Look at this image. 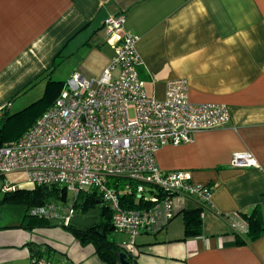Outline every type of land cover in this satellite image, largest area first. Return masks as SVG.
I'll use <instances>...</instances> for the list:
<instances>
[{"label":"crops","instance_id":"obj_1","mask_svg":"<svg viewBox=\"0 0 264 264\" xmlns=\"http://www.w3.org/2000/svg\"><path fill=\"white\" fill-rule=\"evenodd\" d=\"M119 14L138 38L139 77L150 95L163 100L167 81L183 77L190 102L230 111L227 125L156 155L161 169L215 186L202 236L182 240L184 212L200 206L175 197L169 226L136 238L137 264H264V235L238 246L227 220L256 208L264 217V0H0V107L9 104L10 114L30 89L55 82L57 69L62 84L73 73L99 77L114 57L104 21ZM246 151L257 166L232 167L233 155ZM18 218L0 229V263L105 264L90 246L71 237L54 244L44 230L18 227L26 222Z\"/></svg>","mask_w":264,"mask_h":264},{"label":"built area","instance_id":"obj_2","mask_svg":"<svg viewBox=\"0 0 264 264\" xmlns=\"http://www.w3.org/2000/svg\"><path fill=\"white\" fill-rule=\"evenodd\" d=\"M125 23L123 14L105 19L106 42L114 50L110 65L95 78L73 73L32 127L0 147V175L19 174L31 187L65 190L66 202L29 211L65 227L78 214L80 194L96 190L111 213L114 231L127 237L122 246L133 254L139 235H157L175 218V197L196 201L203 219L215 186L193 183L187 170L161 169L156 155L165 145L188 144L196 132L227 125L230 111L225 105L190 102V83L183 77L167 81L163 100L150 95L139 77L138 38L125 30ZM9 107H0V119ZM231 166L250 168L257 162L251 152H239ZM115 179L126 182L110 187ZM18 188L8 183L2 190ZM128 197L134 207L125 203ZM227 220L234 234L248 233V223L239 215ZM32 264L62 263L39 257Z\"/></svg>","mask_w":264,"mask_h":264},{"label":"trees","instance_id":"obj_3","mask_svg":"<svg viewBox=\"0 0 264 264\" xmlns=\"http://www.w3.org/2000/svg\"><path fill=\"white\" fill-rule=\"evenodd\" d=\"M47 84H48L47 85V91H48L49 85L53 83L50 81ZM63 85L64 84L59 83L60 88L55 96V100L59 96L63 88ZM54 101L49 103L45 111L54 103ZM15 115L17 114L15 113L13 115H10L8 113H5L3 117L0 119V124H2V127L0 128V147L8 142L6 141L4 132L8 125V122ZM36 120L27 128V130L32 127V125L36 122ZM26 131H24L13 141L19 139ZM125 182L126 180L115 179L109 181V185L110 187L113 188H121L122 185L125 184ZM132 185L134 186L135 184L132 183ZM128 198L130 199L128 200V202L125 201V203L128 206L134 207L135 204L133 201V197H128ZM52 201L62 202V203L66 202L67 201L66 191L61 190L57 187H31V188H23V189L18 188L14 192L5 193L4 197L0 200V206L1 205L23 206L26 212V214L24 215V220H26V222L23 221V223L18 227L25 228L28 230H34L40 227H50L51 225L54 224L45 219H39L37 217H33L29 213L30 209L34 207L43 206ZM75 207L76 210L80 209L83 214H87L89 213V211L97 209V207H99L100 209L99 212L97 213L98 216H96L97 214L88 215L96 218V225L91 229H83L73 224H71L68 227L61 226L66 230H68L74 236V238L80 243L81 246L83 247L92 246L97 257L105 264H119V253L121 252L126 253L127 260L131 264H137L136 262L137 253L132 254L128 252L127 249L124 248V246L109 240L108 235L114 231L111 220L112 216L110 211L107 209V207L102 206V201L99 195L97 194L96 190H93L91 192L89 191L82 192L79 196V199L77 200ZM77 215H79V213ZM244 218L248 223L249 231L245 236H240V235L236 236V241L238 246L248 245L251 242L258 240L260 237L264 235V217L259 209L257 208L254 209L250 214L244 215ZM183 220H184V236L182 240H187L190 238H196L202 236L203 219L201 218V209L185 211L183 214Z\"/></svg>","mask_w":264,"mask_h":264},{"label":"rangeland","instance_id":"obj_4","mask_svg":"<svg viewBox=\"0 0 264 264\" xmlns=\"http://www.w3.org/2000/svg\"><path fill=\"white\" fill-rule=\"evenodd\" d=\"M63 70L64 69H59V70L57 69V71L55 72V82H52L53 84L49 85L48 91H47L48 84L45 85L46 83L45 82L44 84L35 86L32 89H30V92H29L30 94L28 96H25V98H23L21 102L15 103V108L11 110L10 115H13L15 113L17 115H15L12 119H10L5 129V132H4L6 141H8L7 143H9L10 141L13 142L15 138H17L24 131H26L27 128L41 114H43V112L45 111L49 103L55 100V96L60 88L59 83L61 82L59 81H63L64 78L66 77L65 72L63 73ZM24 102L25 103L27 102V104H25L22 107V104ZM1 127H2V124H0V128ZM8 183L10 184L13 183L17 187L21 186V188L26 187V185L30 186L29 184L25 183V178L22 176H19V174L0 175V200L5 195V193L2 190L3 185L8 184ZM99 210H100L99 207H97V209L91 210L87 214H83L81 210L78 209L77 213H79V215L83 217H87L88 215H96L99 212ZM20 211L21 213H18ZM25 214H26L25 209L21 205H1L0 206V228L14 224L15 218H18V217H19L18 219L21 220L20 222H22ZM96 216H98V214ZM51 221H55V220H51ZM52 223L54 225H51L50 227H40L38 228V230L46 231L43 233V235L50 238L54 244L58 242H62L60 241V239L65 240L67 237H71V239H75L74 236L68 230L61 227V225H59L57 222H52ZM108 238L109 240L114 241L120 245L121 244L124 245L126 242V237L124 235L119 234L114 231L108 235ZM91 248L93 249L92 246H90V249Z\"/></svg>","mask_w":264,"mask_h":264},{"label":"water","instance_id":"obj_5","mask_svg":"<svg viewBox=\"0 0 264 264\" xmlns=\"http://www.w3.org/2000/svg\"><path fill=\"white\" fill-rule=\"evenodd\" d=\"M72 224L83 229H91L96 225V218L93 216L83 217L81 215H77L72 220ZM119 264H131L127 260L126 253H119Z\"/></svg>","mask_w":264,"mask_h":264}]
</instances>
